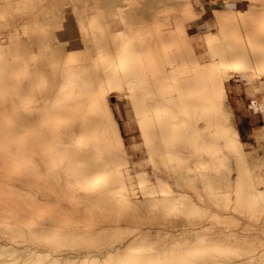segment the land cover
Returning <instances> with one entry per match:
<instances>
[{
  "label": "rangeland",
  "instance_id": "1",
  "mask_svg": "<svg viewBox=\"0 0 264 264\" xmlns=\"http://www.w3.org/2000/svg\"><path fill=\"white\" fill-rule=\"evenodd\" d=\"M38 1L0 0V133L15 140L10 183L0 186H6V201L12 198L7 207L21 211L11 229L0 220V243L35 247L76 263L84 257L102 260L131 237H142L141 245L158 247L153 255L169 257V264H225L249 256L253 260L246 264H264V65H221L223 104L203 111L191 106L203 101L200 72L212 59L213 47L208 40L252 42L251 29L264 31L251 16L259 1ZM31 3H37L31 6L35 12L15 10ZM241 11L243 18L234 16ZM218 18L229 25H219ZM125 24L130 29L107 54L106 47L113 46L109 34L116 36ZM155 64L166 67L169 77L166 86H152L157 95H149L148 85L158 75L151 71ZM69 87L82 99H95L100 114L106 115L107 105L114 115L125 149L119 150L109 176L77 180L63 152L71 143L62 137L52 138L53 143L49 126L41 123L42 113H51ZM176 87H184L189 105L179 123L182 133L168 137L156 131L151 102ZM33 96L36 100L28 104ZM212 117L220 124H208L206 118ZM100 128H92L97 141L103 139ZM232 129L238 131L242 157L221 136ZM149 185L168 187L170 195L190 203H165L146 192ZM236 237L240 242L232 241Z\"/></svg>",
  "mask_w": 264,
  "mask_h": 264
},
{
  "label": "bare ground",
  "instance_id": "2",
  "mask_svg": "<svg viewBox=\"0 0 264 264\" xmlns=\"http://www.w3.org/2000/svg\"><path fill=\"white\" fill-rule=\"evenodd\" d=\"M36 1H38V0H36ZM40 1H38L37 3L39 4ZM258 1H259V3L256 7L257 9L255 12L251 13V16H252V18L256 19L255 23L257 22L258 26H261V25L263 26V24H264V0H258ZM37 3H36V5H37ZM34 4H35V2H34ZM36 5H32V3H31L29 5V7L25 6V7H27L26 10L25 9L23 10V8H22V10H20L21 8L20 9L17 8L15 10H17L18 12H21V11L27 12L28 11L27 13H29V12L32 13L31 12L32 10H34V12H35V9H33V8L36 7ZM31 6H33V8ZM185 6H187V8H188L190 5L189 6L185 5ZM42 7H44V6H42ZM115 11L119 12V10H115ZM234 16H240L243 18L245 15L241 11V12L234 14ZM166 19H165V21H166ZM168 19H169V17H168ZM216 20H217L219 25H222V26H224V25L228 26L229 25V23L226 24L225 21H223V19L218 18ZM176 23L177 22H175L174 24H176ZM36 24H37V22H36ZM171 26H172V24H171ZM248 26L250 28H254V27H251L250 25H248ZM253 26H254V23H253ZM165 27H168V26L166 25ZM170 27H168V29H169L168 31L171 30ZM236 27L237 26L234 24V28H236ZM220 28H221V26H220ZM237 28H239V27H237ZM250 28H246L245 31L247 29H250ZM257 28H259V27H257ZM129 29H130V24H125L124 28L121 31H119V32L116 31V32H118L116 36L112 35L111 33L109 34V38L110 39L113 38L112 39L113 46H110V47L107 46L106 47L105 51L107 52V54H109V53L111 54L112 51L114 50V48H115L114 44L117 43L116 39H122L123 34L126 31H128ZM240 30H242V29L239 28V31ZM174 31H172V32H174ZM243 32H244V30H243ZM175 33L176 32H174V34ZM248 34H249V39H251V37L254 38V39L252 38L253 41L251 40L252 42H249V43L245 42V41L241 43L240 41L235 40V39L234 40L232 39L229 41H220V42H218L219 40H216L217 43H215V41L212 42L213 40H208V41H211V43H213V47L211 50V58L212 59L210 60L208 65L206 67H204L200 72L201 76H203V78H205V82L202 85V88H204V94L202 96L203 101H201V103L200 102L192 103L191 106L200 107L201 110L203 111L204 109H209V108L216 109V108H218V106H221L223 104V101L227 98V94H226V90L224 87V80H223L224 76L222 74L223 71H221L222 69L219 70L221 68L220 67L221 65L223 66V65L227 64V67H228L229 62H231L233 65H238V66H241L243 68H249V67L253 68L254 66L264 65V31H261V29H255V30L251 29V31H249ZM161 35H163V34H161ZM170 35H168V36L170 37ZM236 35H237V33H236ZM171 36L173 38H176L175 36H173V34ZM241 37L244 38L243 35H241ZM163 38H165V37H163ZM177 38H178V35H177ZM243 40H245V39H243ZM246 40H247V38H246ZM247 41H250V40H247ZM119 50H120V48H119ZM122 50H121V52H122ZM106 52H104V53H106ZM117 53H120V51H118ZM21 54H22V56L25 55L26 51H23ZM102 55H104V54H102ZM151 71H152V73H158V75H157L158 77L156 76V78L154 79V82H152V84L148 85L149 91H146L145 93H148L149 95H152V94L157 95L156 93H153V91H152L153 87L152 86H155V85H158L159 87L166 86L167 85L166 80L169 77V71L166 67H164V68L162 67L161 69H159V66L157 64H155L153 66ZM43 72L45 73V69ZM45 75H46V73H45ZM116 80H118V79L116 78ZM127 80H128V78H127ZM113 81H115V80H111V83H113ZM123 82H125V80ZM118 91H119V89H118ZM78 93H79L78 90H76L74 87H71V88L69 87V89L63 91V95H62L63 97L57 101V103L55 104V106L53 108V111L51 113L46 112V111H44L42 113L45 116V120H41V123H43L45 126H49V128H50L49 133H50V140L51 141H52V138L55 139L56 137L57 138L62 137L64 139L65 143H66V141L71 143L70 146L67 145V147L64 148L63 152L66 154V156H69L68 161L71 160L72 168L77 173L76 175H79V176H77L78 177L77 180L78 179H80L82 181L85 179L95 180L96 178L100 177L101 175H103L105 173L107 174L109 170L114 169L113 165L116 166V164H114V162L116 161V159L120 155L119 150L121 148H124L125 144L123 145V142H122L123 140L121 139L122 135H120V131L117 127L116 120L113 117L114 115H113V113H111L108 110V106L107 105L104 106L105 109L107 110L106 115H105L106 118H105V116L103 114H100V111H99L100 105L97 103V101L95 99H93L90 102L88 100H85V99H82L81 97H79ZM145 93L143 92V95ZM183 97H184V87H176V89L174 91L169 92L166 95L161 96L158 99H156L155 101L151 102L152 103L151 104L152 105L151 110H153L155 117L158 119L157 128H156L157 133H160V134H162L164 136H168V137L169 136H175V135L178 136L182 133V127L179 126L180 125L179 123L182 122V120L186 117V112H187V108L189 105L187 102H185ZM36 98L37 97H34V96H33V98H29L27 101L28 104H30L31 101H35ZM67 114H69L68 117L70 115L72 117H69V119H67V121L61 123L62 119H64L67 116ZM5 115L7 116V114H5ZM169 119H170V121L168 122L167 120H169ZM206 121L208 124L212 123V122H216V124L217 123L220 124V118L215 119V120H213V117H212V119L209 118V120H208V118H206ZM94 125H98L101 127L100 131H101L102 136H103V139L101 141H97V140L93 139L94 138V130L92 128L94 127ZM168 126L171 127V129H172L171 131L167 130ZM14 133L15 132H13V134ZM44 136H47L46 132H45ZM221 136L225 139L226 143L229 146H232V150L234 152V155H236L238 157L244 156V150L242 149L239 134H238V131L236 129H232L229 131L225 130L221 134ZM8 137L6 136L5 132L0 133V158L3 157L6 159L4 163L0 159V164L3 163L2 165L5 166L4 170L0 169V184H9L10 183L9 179H11L10 178L11 172L9 171V164H10L9 159H10L11 155H13V143H15V140H13V138L8 139ZM51 145H48V146L51 147ZM88 145L95 146V149L89 147ZM117 148H119V149L117 150ZM204 148L205 147L203 145H200V147H199V149H204ZM57 150L61 151L62 148L61 149L57 148ZM61 155H62V153H61ZM106 162H108L110 165L109 166L104 165V163H106ZM120 163H121V161H120ZM107 175L109 176V174H107ZM131 180H130V182H131ZM127 182H128V180H127ZM138 182H139V180H138ZM147 182H148V180H147ZM159 182H162V180H159ZM140 183H141V179H140ZM88 184H89V182H88ZM139 185H141V184H139ZM2 186L3 185L0 186V220L3 223L8 224L9 226H7V227H10V229H11V228H13V223L11 222V220L15 217L17 218L21 211L19 213L14 212L13 206H12L13 208H10L9 206L7 207V205L12 204V203L7 204V201L12 200V198H10L6 201V199H7L6 195L7 194L5 193L6 195H4L5 190L3 188L6 186H3V187ZM143 186H142V188H143ZM157 186L149 185V187H147L145 190H146V192L148 191V193L150 195L152 194V195L161 196L162 198L160 200H162V201L163 200L173 201L179 207H184L186 205L187 206L189 205L190 202L186 198H183V196L175 197V196L170 195L169 194L170 191H169L168 187H164V186L163 187H161V186L157 187ZM217 195H219V194H217ZM223 195H224V193H223ZM226 195H227L226 196V198H227L229 196V194H226ZM135 199H136V197H135ZM160 200H157V201H159V203H160L161 202ZM228 200H229V197H228ZM18 202H19V200H18ZM163 202H165V201H163ZM14 204H16V203H14ZM248 204H250V203H248ZM253 205H254V203H253ZM21 216H23V215L20 214V217ZM24 218H25V216H24ZM42 224H44V223H42ZM65 225L70 226V223L69 222L65 223ZM59 227L60 226L52 225L51 229H53V228L57 229ZM2 228H3V226H2ZM49 228L50 227H48L47 229H49ZM70 232H72V231H70ZM18 233L20 234V232H18ZM158 233H160V232H158ZM76 239H78V238H76ZM141 239H142V237H139V238L138 237H136V238L131 237V239H129V241L127 243H125L121 247H118L112 255L109 253V255H106L105 257H103L102 260L97 261L94 259H85V257H84V259H81L76 263L77 264H169V260H168L169 257H167V256L159 257V256L153 255V252L155 250L159 249L158 247H157L158 248L157 249L156 247L152 246L150 243L148 246H145L143 244L141 245V243H140ZM232 239H230V240H232L234 243L240 242L239 241L240 239L237 237L232 238ZM143 241H144V238H143ZM170 248H172V245L170 246ZM166 252H167V250H166ZM168 252H170V251H168ZM259 254L257 255V258L259 256ZM262 258H264V255L261 257V259ZM174 259H176V258H174ZM261 259L259 258V260H261ZM252 260H253V257L249 256L245 259L242 258V259L234 260L233 262L225 263V264H246ZM256 261H257V259H256ZM262 261L261 262L259 261L260 264L263 263ZM76 263H75V260L70 261V259H68L67 257L59 258L56 255H52L50 252L43 253V252L39 251L38 249H36L35 247H29V246L25 245L22 248H15L13 246L8 245L5 242H4V244L0 243V264H76Z\"/></svg>",
  "mask_w": 264,
  "mask_h": 264
}]
</instances>
